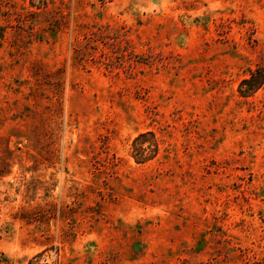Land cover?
<instances>
[{
	"label": "rangeland",
	"instance_id": "1",
	"mask_svg": "<svg viewBox=\"0 0 264 264\" xmlns=\"http://www.w3.org/2000/svg\"><path fill=\"white\" fill-rule=\"evenodd\" d=\"M260 67L264 0H0V264H264Z\"/></svg>",
	"mask_w": 264,
	"mask_h": 264
},
{
	"label": "trees",
	"instance_id": "2",
	"mask_svg": "<svg viewBox=\"0 0 264 264\" xmlns=\"http://www.w3.org/2000/svg\"><path fill=\"white\" fill-rule=\"evenodd\" d=\"M264 86V68H258L251 77L242 80L239 91L243 97H249ZM161 143L152 130L137 135L132 142V156L138 164L155 159L160 152Z\"/></svg>",
	"mask_w": 264,
	"mask_h": 264
}]
</instances>
